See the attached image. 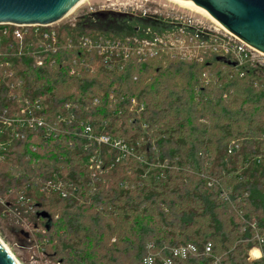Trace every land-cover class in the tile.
I'll use <instances>...</instances> for the list:
<instances>
[{
  "label": "trees",
  "instance_id": "1",
  "mask_svg": "<svg viewBox=\"0 0 264 264\" xmlns=\"http://www.w3.org/2000/svg\"><path fill=\"white\" fill-rule=\"evenodd\" d=\"M166 28L97 13L60 31L55 67L14 59L21 94L41 100L45 115L61 114L66 130L89 126L92 138L122 140L135 158L128 177L111 148L67 132L46 139L38 131L28 132L0 162V197L9 205L39 180L57 177L78 190L67 200L41 197L28 220L44 240L40 248L62 264H144L149 253L162 264L172 249L190 245L197 252L174 264H264V245L262 258L249 260L259 247L256 236H264V69H246L240 78L220 55L199 63L164 54L145 62L132 57L120 69L99 65L91 74L80 66L81 60L91 65L90 55L64 43L82 35L144 38L147 29ZM215 65V84L202 85L206 68ZM132 99L144 112L132 108ZM0 100V108H14L4 86ZM91 156L103 174L93 175ZM42 212L50 216L49 230Z\"/></svg>",
  "mask_w": 264,
  "mask_h": 264
},
{
  "label": "built area",
  "instance_id": "2",
  "mask_svg": "<svg viewBox=\"0 0 264 264\" xmlns=\"http://www.w3.org/2000/svg\"><path fill=\"white\" fill-rule=\"evenodd\" d=\"M70 15L62 21L51 25H17V24H0V87L4 86L9 90V96L14 104V108H0V162L5 160L7 152L11 150L13 145L25 140L28 132L36 133L42 131L46 139H59L64 133L61 126L68 123L67 119L61 114H57L54 118L44 114V108L41 100H31L23 96L20 89L23 85L21 78H17L13 70L14 59L28 58L32 61L33 68H43L46 65L55 67L57 65L56 56L61 52L62 40L60 31L64 27L71 29L76 28L77 23L62 24ZM62 24V25H61ZM64 25V26H63ZM199 38V36L197 35ZM228 40H224L219 45H214L213 53L228 58L235 67L239 68L245 60L253 63H261L264 56L244 42L230 34ZM125 40V41H124ZM216 42V41H215ZM65 46L69 50L80 49L92 60L99 58L104 62L108 70L120 69L123 63L132 57H138L140 61L145 62L158 55L157 38L149 39L147 37L140 38L138 36L126 37L123 40L109 39L105 37H91L82 35L77 39L66 37L64 39ZM75 60L74 64L77 65ZM80 66L84 71L93 73L94 67L86 64L85 60L80 61ZM72 74H78L75 69ZM113 100L114 98L111 97ZM98 100H96V103ZM133 109L138 112H144V104L139 103L136 99L130 101ZM1 105V100H0ZM83 136L95 140L98 146H107L117 152L116 163L120 164L121 160L133 157V152L128 146L119 139L111 136L103 135L99 138H92L89 126L85 128ZM71 146V145H69ZM90 169L93 175L103 173L101 162L96 156L89 159ZM212 187L211 184L208 185ZM78 190L71 183L64 182L59 178L48 179L46 181H36L27 185V188L21 191L15 199V204L9 205L6 200L0 199V203L4 205L7 214L13 215L24 233L30 234L33 225L28 220L35 216V204L43 196L57 195L61 199L67 200L75 198ZM9 193V197L11 196ZM255 229V226H252ZM39 231V230H37ZM259 247L250 251V259L255 261L262 258L261 247L264 245V236H256ZM40 248V247H39ZM211 244H208L205 254L211 252ZM254 250L260 252V258L255 259L252 255ZM197 252L194 246H184L171 250V258H164L162 264H174V260H186L190 255ZM157 255L149 253L144 259V264H154ZM214 264H219L215 262Z\"/></svg>",
  "mask_w": 264,
  "mask_h": 264
},
{
  "label": "rangeland",
  "instance_id": "3",
  "mask_svg": "<svg viewBox=\"0 0 264 264\" xmlns=\"http://www.w3.org/2000/svg\"><path fill=\"white\" fill-rule=\"evenodd\" d=\"M97 13H114L134 19L143 18L165 25L166 30L157 33L147 29L144 36L159 40L158 57L166 54L173 60H196L199 63L207 61L211 56L218 55L215 52L213 53L214 45L221 44L224 40H228L227 36H230L204 16L168 0H85L62 24H74L82 17ZM197 35L200 37L198 38ZM91 61V65L94 67V72L91 74H96L99 65L105 67L104 62L99 58ZM217 66L219 65L206 68L205 73L202 75V81H200L202 85L215 84L214 70ZM246 69H264V59L259 64L245 60L243 65L239 68L235 67L233 72L235 76L240 75L241 78L244 76L243 71ZM222 70H226V68L222 67ZM61 130L77 139L83 138V134H85L82 125L78 128L73 127L70 130L69 128L66 130L65 127L61 126ZM132 159L135 158L129 156L120 162V165L125 167V174L128 177L131 175ZM100 174L103 173L98 172V175ZM0 199L4 200L3 197H0ZM6 212L4 205L0 203V240L14 255L19 264H62L59 262V257L51 251L39 248V245L44 241L36 238L40 234L39 231L32 230L30 237H26L23 235L18 220ZM249 260L253 261L250 258Z\"/></svg>",
  "mask_w": 264,
  "mask_h": 264
},
{
  "label": "water",
  "instance_id": "4",
  "mask_svg": "<svg viewBox=\"0 0 264 264\" xmlns=\"http://www.w3.org/2000/svg\"><path fill=\"white\" fill-rule=\"evenodd\" d=\"M82 0H0V24L51 25L66 18ZM213 20L252 49L264 54V0H175ZM39 218L48 220L42 212ZM23 235L28 237L27 233ZM0 264H17L0 240Z\"/></svg>",
  "mask_w": 264,
  "mask_h": 264
},
{
  "label": "bare ground",
  "instance_id": "5",
  "mask_svg": "<svg viewBox=\"0 0 264 264\" xmlns=\"http://www.w3.org/2000/svg\"><path fill=\"white\" fill-rule=\"evenodd\" d=\"M83 1H85V0H82V1H80L73 9H72V11L69 13V15H71L73 12H74V10L83 2ZM168 1H170V2H172V3H175V4H178V5H180V6H183V7H185V8H187V9H190V10H193V9H191L190 7H188V6H186V5H183V4H181V3H179V2H177V1H175V0H168ZM193 11H195V10H193ZM195 12H197V11H195ZM198 13V12H197ZM198 14H200V13H198ZM200 15H202V14H200ZM202 16H204V15H202ZM205 17V16H204ZM205 18H207V17H205ZM207 19H209V18H207ZM211 22H213L214 24H216L217 26H219L220 27V29H222L224 32H227L229 35H230V33L227 31V30H225L222 26H220L219 24H217L216 22H214L213 20H211V19H209ZM262 54V53H261ZM262 56H264V54H262ZM3 246L6 248V250L12 255V257L14 258V260L16 261V259H15V257H14V255L10 252V250L6 247V245L3 243ZM260 258V257H259ZM255 259H258V258H255ZM16 263L17 264H19L18 263V261H16Z\"/></svg>",
  "mask_w": 264,
  "mask_h": 264
}]
</instances>
